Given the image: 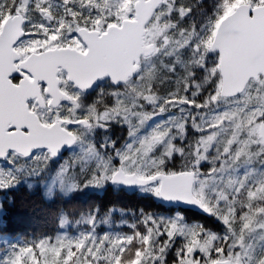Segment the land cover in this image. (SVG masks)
Instances as JSON below:
<instances>
[{
  "label": "snow or ice",
  "instance_id": "6c2138e0",
  "mask_svg": "<svg viewBox=\"0 0 264 264\" xmlns=\"http://www.w3.org/2000/svg\"><path fill=\"white\" fill-rule=\"evenodd\" d=\"M119 3L120 0H0V23L4 25L0 33V161H7L13 166L12 170H0V190L17 183L13 170L24 175H39L49 169L62 148L84 143L85 131L91 133L96 128L107 130L111 122H118L128 125L131 137L151 117L152 114L145 111L144 106H155L161 97L152 94L150 87L148 94H144L143 69L130 75L100 73L86 81L79 79L80 74L88 71V65L95 57V52L89 50L86 42L87 32L96 27L103 32L111 27L116 20L113 13ZM225 7V0H213L210 7L205 6L204 0H157L152 10L157 40L144 56L148 60H159L169 73L176 66L180 67L175 90L164 97L171 106H176L181 99V85L183 99L189 102L190 107L199 110L211 103L215 96L214 85L219 78L215 65L222 48L226 55L231 54L229 41L253 39L257 55L264 56V0H250L240 9L235 26L226 29L223 39L218 42L220 46H214L211 37L215 21L223 15ZM193 9H198L202 18L199 25L192 19ZM132 15L128 13V18L131 19ZM186 18L189 21L187 25L183 22ZM76 51H79V57L70 59ZM32 53L39 55L25 61V56H32ZM209 53L215 54L211 61ZM197 69L201 75L194 81ZM45 75L49 78H43ZM105 77L113 83L123 82V88L97 91L92 103H85L90 87L95 88L96 82ZM53 79L57 81L55 88L58 91L55 94L46 91ZM257 84L254 91L259 96L264 90V80ZM204 85H209L207 99L197 103L193 97ZM37 87L42 100L27 94ZM189 88L192 89L191 101L186 95ZM105 97L112 98L111 105L105 102ZM166 110L160 108L161 113ZM30 111L46 127L33 132L25 140L23 134L30 132V124L24 121L26 117L31 119L28 117ZM260 120H264V112L257 116L258 124ZM175 121L170 123L182 138L186 121L183 119L179 124ZM187 122L197 131H209L201 128L194 119ZM161 128L158 126L141 140L123 145L114 156L105 151L114 146L112 142L105 140L97 148L89 141L83 154L61 160L58 171L60 175L67 174L72 179V188L77 187V180L81 181V187H99L105 183L144 187L143 179L138 175H129L132 171L130 165L140 152L145 157L150 156L172 132L171 128ZM212 139L209 135L207 141H200L204 144L205 153L210 150L208 142ZM169 145L167 155L161 156L160 167L174 153L184 154L181 147L174 146L172 136ZM223 151L227 154L231 148L225 147ZM261 151L264 152V149ZM114 158L118 159V165L112 163ZM206 159V155L199 156L194 167L199 168L200 162ZM153 164H156L155 160ZM77 168L79 173L75 172ZM245 182L246 178L240 181L241 191ZM155 183L158 181H153V186ZM186 183L190 188L192 180L188 179ZM229 183L231 185L232 182ZM177 186L175 183L171 185L173 188ZM241 191H237L232 200L227 199L226 193H219L217 200L212 202L204 197L202 189L199 192L192 189L191 200L186 201L194 202L217 217L225 226L223 235L211 233L200 226L189 227L178 220L170 222V225L158 223L148 216L139 224L143 231L140 227L130 226L131 234L113 236L105 233L98 236L96 216L90 215L85 221L90 226L89 230L77 236L64 233L23 242L5 240L6 250L0 256V264H124L125 260L137 257L139 264H167L168 250L177 237L181 242L175 250L172 264H264V255L252 254L251 245L245 242L246 233L254 231L260 232L264 239V180L254 182L243 200L240 198ZM154 194L162 199L169 198L160 193ZM221 202L225 203V207H221ZM257 206L259 211L253 213ZM52 214L49 212L46 219ZM66 222L61 218L60 226L63 227ZM161 237L166 238L162 240Z\"/></svg>",
  "mask_w": 264,
  "mask_h": 264
},
{
  "label": "rangeland",
  "instance_id": "374dc122",
  "mask_svg": "<svg viewBox=\"0 0 264 264\" xmlns=\"http://www.w3.org/2000/svg\"><path fill=\"white\" fill-rule=\"evenodd\" d=\"M242 0H232V2H238ZM129 0H120L119 6L113 15L116 16V20L121 19L123 16L128 15L129 11L132 9L134 3L130 2V5L127 4ZM156 24L155 18H153L152 22L148 28V37L149 42L155 45L157 40V28L154 26ZM23 54V53H21ZM165 62L168 61L165 59ZM146 68L148 69L149 77L148 81L149 84H154L155 80V71H159L158 75L163 74L165 75L168 73L175 84V80L177 79V74L181 72L179 66H176L173 72H167L165 68L160 64L159 60H148ZM216 70H218L217 64L215 65ZM198 75L193 77V80L196 81L200 78V70L198 69ZM182 74V73H181ZM162 75V76H163ZM162 76H159L162 78ZM153 82V83H152ZM258 82V81H257ZM251 83L248 84L247 90L242 94L231 98V100H224L219 96L220 90V83L216 81L215 87V96L212 98L211 103L205 108L201 107L199 110L194 107L189 106V102L183 99L184 92H183V85L180 88V101L176 104V106H171L166 101L160 103L159 100V108L164 107L167 110L164 112L156 111V105H148L145 104L144 110L151 113V117L149 120L143 123L141 127H138L134 136H129V127L127 124H124L128 129L125 138L128 141L125 143H131L133 141H139L144 138L146 135H150L158 126H162L161 130L171 128L172 132L166 137L155 150V152L151 153L150 156L145 157L143 153L140 152L135 155L134 162L131 166L132 171L136 170H144L141 172L140 176L148 175L154 176L157 174V171L160 169L159 162L161 159L162 154L165 156L167 155L170 145L169 140L172 136V142L174 146L181 147L184 150L183 156L178 159L179 163H182L185 166V170L192 171L196 174L195 186L194 189L199 192L203 191V195L206 199L215 202L218 198L219 193H226L227 199L232 200L235 196L237 191H240L239 184L240 181L246 178L245 182V190L248 191L249 188L253 185L255 181L264 180V152L261 149L264 147L259 146V136H258V126L257 123V116L264 112V90H262L257 96V93L254 89L258 86V84ZM201 83H203V78H201ZM217 85V86H216ZM176 86V84H175ZM176 88V87H175ZM146 88L143 89L145 94ZM209 91V85H204L199 93L193 97L197 103L203 102L207 99V92ZM191 92L192 89L189 88L186 95H188L189 101H191ZM253 95V98L251 95ZM241 97V98H240ZM219 99V102H217ZM239 99V100H238ZM144 101H141L143 103ZM174 109H176L174 111ZM159 116L162 117L160 123H156V119ZM135 121V118H133ZM175 124H179L184 119L185 123V132L181 136L176 131V127L170 123L173 120ZM201 127L209 129L208 132H201L193 129L191 127L190 122L192 120ZM260 123V122H259ZM94 130L89 133L85 131L83 133V141L84 143L78 144L72 148L70 151L69 156L72 155H81L82 152L87 148V144L90 141L91 134ZM211 135L213 137L212 141L208 142L209 151L207 153L204 152V144L201 143V140L207 141L208 136ZM229 141L232 143L229 144ZM94 144L93 141H91ZM124 144V145H125ZM139 145H137L138 147ZM84 147V150H83ZM225 147L231 148V151L227 154L224 153L223 149ZM120 147L116 148V150L120 149ZM199 152V156L206 155L207 159L203 162H200L199 168H195L194 164L198 161L199 156L197 155ZM237 153H239V158H237ZM176 154V153H174ZM173 154V155H174ZM114 156V154H113ZM190 158V161H189ZM115 160V158L113 159ZM118 160V159H117ZM153 160H155L156 164H153ZM119 163V161H118ZM257 170L261 171L258 177ZM46 173L50 176L46 182L43 183V187L40 189L42 190L43 196L45 199H52L54 190L56 187L61 188L66 194L73 193L76 188L71 187V183L73 181L68 180V175H60L58 168H55L53 172L49 170ZM26 176H37L33 174L29 175H17V181L24 179ZM145 178V177H143ZM147 178V177H146ZM28 181H34L33 179H27ZM229 182H232L231 185ZM78 186V185H77ZM104 186V184L102 185ZM12 187H27L32 189H37L36 186H11L7 187L6 189ZM101 187V186H100ZM96 189L95 187H93ZM145 189L144 193H151L152 191L158 192V186L155 184L153 186H145L141 187L140 189ZM243 189V190H244ZM255 191V189H253ZM1 192V190H0ZM199 198V197H198ZM2 200V194H0V204ZM221 207H225V203L221 202ZM257 207L253 209V213L258 212ZM0 213L2 210L0 209ZM1 217V214H0ZM152 219L156 222L169 224L172 221L178 220L179 223L184 224L186 226H200L204 228L206 231L211 233H217L223 235L225 231V226L219 220L215 224H208L204 226L203 224L196 223L195 221L189 220L188 218H184L173 211L170 215H150ZM61 218L66 219L64 215L60 216ZM46 219L45 216L41 215L37 217V221L40 223H44ZM264 219V218H262ZM59 220V229L53 237L57 234H64L67 233L70 236H77L82 232H86L87 230H81L84 228L82 223V227L78 234H71L70 230H68L70 222L66 219V223L63 227L60 226ZM96 229L100 228V224L95 222ZM237 227H240L237 225ZM140 230L143 231V227L140 226ZM131 227L127 228V230H123L122 232L118 230H109V231H101L96 232L98 236H103L105 233L115 235V234H131ZM166 237H161V239H165ZM8 240L10 242H23L24 240H32V238L24 239L23 236H1L0 235V256L4 255V251L6 250V246L4 241ZM181 241L176 242L175 244L168 250L167 253V264H172L173 258L175 256V250L179 246ZM245 242L247 245H251L250 252L254 255H264V239L261 238L260 232H251L246 233L245 235ZM254 250V252H253ZM197 255H199L197 253ZM132 262H128L124 264H139V259L134 258L131 260Z\"/></svg>",
  "mask_w": 264,
  "mask_h": 264
},
{
  "label": "water",
  "instance_id": "95a60500",
  "mask_svg": "<svg viewBox=\"0 0 264 264\" xmlns=\"http://www.w3.org/2000/svg\"><path fill=\"white\" fill-rule=\"evenodd\" d=\"M156 3L157 0H135L133 5L134 19L132 21L124 20L120 27L111 26L101 34L97 31H88L86 42L89 44V50L95 52V57L93 62L88 65V71L80 74L79 79L86 81L100 73H115L118 76L125 74L130 75L132 72L138 70L140 57H145L144 53L154 47L153 45H144L143 35L144 27L151 20L152 10ZM246 5L247 4L238 5L232 13L225 16L218 23L212 39L214 46H220L218 42L223 39L226 29L235 26V19L238 11L243 9ZM3 29L4 25L2 23L0 33L3 32ZM228 47L230 48L231 54L226 55L225 50L222 48L221 56L218 61L220 76L219 96L223 99H231L242 94L249 82L257 81L260 76L264 80V56L257 55V49L253 39L244 41L233 39L229 41ZM38 55V53H32V56H27L25 61H30L33 57ZM78 57L79 52L76 51L75 56L70 57V59L76 60ZM43 78L48 79L49 76L45 75ZM106 78L110 79L105 77L98 81ZM56 82L57 81L53 79L48 89V91H53L54 94L58 91L55 88ZM120 83L113 84L118 85ZM27 94L34 95L40 99L38 87L34 90H29ZM28 117L31 119L29 120L26 117L24 122L30 124V132L28 134H23L25 140L29 139L33 132L46 127L39 122L33 113L29 112ZM259 138L264 140L263 122L259 127ZM71 147L62 148L57 158L66 154ZM195 177L196 174L194 172H179L173 174L159 173L141 179L145 181V186L152 185L153 181H158L157 193L169 197L168 199H160L163 204L170 209L198 212L205 218H210L211 214L204 211L199 205L194 202H186L191 200ZM188 179L192 180L190 188L186 183ZM174 183L178 185L176 188L171 187ZM116 184L122 187H140L128 186L123 183ZM172 197H175V199H172Z\"/></svg>",
  "mask_w": 264,
  "mask_h": 264
},
{
  "label": "trees",
  "instance_id": "16d2710c",
  "mask_svg": "<svg viewBox=\"0 0 264 264\" xmlns=\"http://www.w3.org/2000/svg\"><path fill=\"white\" fill-rule=\"evenodd\" d=\"M130 2L134 3V0H129L127 4L130 5ZM239 2L248 3L250 0L238 2H232V0H230V3L226 0L227 8H225L223 15L215 21L214 30L219 20L228 14ZM204 3L206 7H210L213 4V0H204ZM191 16L192 19L197 22V25L202 22V18L198 15V9H193ZM183 22L185 25L189 23L187 18ZM1 24L2 23H0V25ZM209 60L211 61L210 58ZM196 71L198 72V69ZM162 78L164 86L163 94L160 95L164 98L170 92L174 91L176 86L168 73L163 75ZM217 82L218 84L220 83V78L217 79ZM252 83L256 84V82ZM253 95L254 94L251 95L252 98ZM175 110L176 109H174V111ZM95 147L98 148L96 144ZM180 157L181 155L176 157V154H174L166 161L163 167H160L157 174H173L187 171L185 170L186 167L178 162ZM75 172L79 173L80 169H75ZM150 176L149 174V176L144 175L143 177L148 178ZM68 180L72 181L69 177ZM75 182L78 186L73 193L66 194L61 188L58 189V187H56L54 190L55 194L52 199L49 200L44 198L40 188L12 187L1 190V204L3 208L1 209L2 214L0 217V235L10 236L15 234L20 237L23 236L24 239H37L45 235L53 236L59 229L61 215H64L70 222L68 230H70L71 234H78L82 227V223L86 221L90 215H95L96 223L100 224V228L97 229V232L109 230H118L122 232L124 229L127 230L130 226H141L139 224L143 219L134 217V214L137 212H148L166 216L172 213L168 206H161L157 203L159 201L158 199L153 200L149 195L129 194V192L123 193L106 185V183L104 184L106 188L100 192L101 190L94 189L92 186L81 187V181L79 180ZM49 212L53 214L45 219L44 223L37 221V217L41 215L46 217ZM186 216L189 220L200 222L204 226L208 225L211 221H219V219L212 214L210 218H205L198 212L193 211L186 214ZM83 226L84 228L81 232L90 227L86 222ZM128 262L132 261L125 260V263Z\"/></svg>",
  "mask_w": 264,
  "mask_h": 264
},
{
  "label": "flooded vegetation",
  "instance_id": "af4514ba",
  "mask_svg": "<svg viewBox=\"0 0 264 264\" xmlns=\"http://www.w3.org/2000/svg\"><path fill=\"white\" fill-rule=\"evenodd\" d=\"M225 3H226V0H225ZM243 2H239L228 14L232 13L234 11V9L239 5V4H242ZM249 4V2L247 3ZM256 7V6H254ZM227 8V5L226 7ZM132 13V18L129 19L128 18V15L126 16H123L121 19L119 20H114L113 23H112V26H116V27H120L121 26V23L122 21L124 20H128V21H132L134 19V8L132 7V9L129 11V13ZM228 14H226L225 16H227ZM223 16L219 22L225 17ZM154 17H152V19L145 25L144 27V35H143V42H144V45L145 46H148V45H153L155 46L154 44L150 43L149 42V37H148V28H149V25L150 23L152 22ZM218 22V23H219ZM217 23V25H218ZM216 25V27H217ZM1 26L2 24L0 25V30H1ZM107 29V28H106ZM106 29L101 32L99 30V27H96L94 28L93 30L91 31H97L99 32L100 34L101 33H104L106 31ZM216 30V28H215ZM215 30L213 32V35H212V38L213 39V36H214V33H215ZM79 52V51H78ZM214 56L215 54L214 53H209V58L212 60L214 59ZM27 56H25L26 58ZM147 61L148 59H146L145 57L141 56L140 59H139V63H138V69H143V75L145 77V80L143 82V89L146 88L145 90V95L148 94V88L150 87L151 90H152V94L154 95H158L159 97H161V100H160V103H162L164 101V98L163 96H161L160 94H163V78H160L159 76H162L163 74H160L158 75L159 71H155V80L153 81L154 84H149V81H148V77H149V73H148V69L146 68V65H147ZM217 66H218V62H217ZM131 70L133 71V69L131 68ZM136 76L134 75L133 76V79H135ZM137 80H139V77H137ZM262 80V79H260ZM152 82V83H153ZM157 83V85H156ZM52 84V83H51ZM123 83H120L118 85H114L110 79H103L101 81H98L96 82V87L95 88H91L88 90V94L85 98V103L87 104H91L93 99L96 97V93L97 91H100V90H103V91H109V90H112V89H122L123 88ZM52 87V86H51ZM39 91V89H38ZM46 91H48V89H46ZM55 91V90H54ZM39 97L40 99L42 100V97L40 96V93H39ZM105 102L108 103L109 105L112 104V98L111 97H105ZM159 101L157 102L156 104V111H159L160 108H159ZM30 113H33L35 116L36 114L34 112H31ZM162 119L161 116H159L158 114V117L156 119V123H160V120ZM39 120V119H38ZM39 122L46 126L41 120H39ZM264 123V120H260V123H259V126H258V136H259V127H260V124L261 123ZM73 127L75 128L76 126L73 125ZM127 128L124 124H121V123H118V122H111L107 128V130H103L101 128H96L94 130V132L90 135L91 138L89 139L90 141H93L94 142V146L95 144L99 146L105 142V140L109 141V142H112L113 143V147L111 148H108V149H105L106 152H109L111 153L112 155L115 154V151H116V148L118 147H122L127 141L128 139L126 140L125 138V134L127 132ZM259 141V146H262L264 147V144L261 143V139L259 138L258 139ZM78 145V144H77ZM76 145H73L68 151L66 154H64L63 156L55 159V162L52 163L49 167V169H45L43 172H41L39 175L37 176H34V177H31V176H26L24 179L22 180H18L16 184H14V186H27V185H30V186H36L37 188H42L43 187V183L46 182L48 179H50V176L46 173L47 170H49L50 172H53L55 168H58V164L61 160L69 157V154H70V151L72 150L73 147H75ZM84 150V149H83ZM179 155L181 154H176V157H179ZM112 163L113 164H117L118 165V160L115 159V160H112ZM13 169V166L10 165L7 161H0V170H12ZM144 171V170H136V171H131L129 174H134V175H138L140 178H143L142 176H140L141 172ZM261 171L257 170V176H259ZM13 174H16V175H24V174H21V173H17L13 170ZM29 175V174H27ZM157 175V174H156ZM33 179L34 181H28L27 182V179ZM264 178V176H263ZM261 181V180H259ZM257 182V181H255ZM157 186H158V183H155ZM254 184V183H253ZM106 185H109L110 187H112L113 189L115 190H118L120 192H123V193H126V192H129V194H140V195H146V196H150L153 200H159L157 203L160 204L161 206H164L163 202L161 201V199L155 195L154 193H157L156 191H152L151 193H144L143 191H145V189H140L141 187H122L118 184H111V183H106ZM97 190H101L100 192H102L106 187L105 186H99V187H95ZM241 191V190H240ZM247 191L244 189L243 191H241V199L243 200L244 197H245V193ZM115 195V194H114ZM157 197V198H156ZM198 198V197H197ZM169 208V207H168ZM170 209V208H169ZM172 212L173 211H176L177 214H179L180 216L184 217V218H187L186 214L188 213H191L192 211H181L179 209H175V210H172L170 209ZM257 210H259V206H257ZM155 213H148V212H137L134 214V217L135 218H138V219H144L145 217H148L150 215H153ZM156 215H159V214H156ZM189 219V218H188ZM218 221H211L209 224L213 225L215 223H217ZM196 223H200V222H197ZM201 224V223H200ZM180 241V238L177 237L176 238V242H179Z\"/></svg>",
  "mask_w": 264,
  "mask_h": 264
}]
</instances>
